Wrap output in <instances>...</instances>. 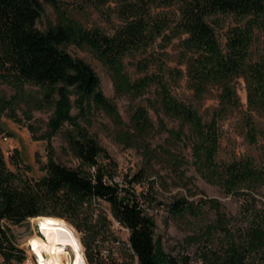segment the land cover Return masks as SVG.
Returning a JSON list of instances; mask_svg holds the SVG:
<instances>
[{
    "label": "trees",
    "instance_id": "trees-1",
    "mask_svg": "<svg viewBox=\"0 0 264 264\" xmlns=\"http://www.w3.org/2000/svg\"><path fill=\"white\" fill-rule=\"evenodd\" d=\"M80 1L116 16L118 24L112 33L96 29L80 34L82 42L116 71L134 51H146L159 39L166 43L180 40L186 76L196 99L203 100L213 89L220 92L212 118L206 121L196 106L175 98L158 76L144 82H156L164 111L189 125L187 137L193 156L206 177L229 191L264 181V169L258 168L251 158L223 165L217 161L219 123L241 105L237 81L242 79L246 84L249 109L246 124L253 142L256 127L252 112L264 115V54L254 58L252 51L256 30H264V0ZM41 17L38 0H0V77L13 76L48 89L57 88L60 102L55 124L70 119L66 87H75L94 103L108 107L93 68L62 48L72 39V31L62 27L43 31L37 26ZM231 18L236 23L227 26L223 45L218 28L224 29L226 20ZM135 118L140 133L152 127L144 110L140 109ZM70 143L77 158L89 169L70 168L51 160L46 174L33 180L9 171L0 158L2 264H26L27 259L26 251L15 243L4 223L18 226L32 218L54 216L68 220L80 232L91 233L94 227L86 209L95 200L109 203L115 219L130 231V245L139 264H189L188 258L180 262L159 253L156 222L147 212L145 202L130 188L140 183L143 175L133 177L129 186L122 185L101 164V148L95 139L79 130L71 135ZM170 209L177 215L194 206L179 199ZM248 220L238 239L226 230L225 245L201 252V264H264V210ZM87 247L89 264H107L100 250Z\"/></svg>",
    "mask_w": 264,
    "mask_h": 264
},
{
    "label": "rangeland",
    "instance_id": "rangeland-1",
    "mask_svg": "<svg viewBox=\"0 0 264 264\" xmlns=\"http://www.w3.org/2000/svg\"><path fill=\"white\" fill-rule=\"evenodd\" d=\"M38 1L42 7L38 28L48 31L62 27L72 31V39L62 48L93 68L109 106H99L77 88L66 87L70 119L55 124L60 102L57 88L48 89L13 76L0 77V158L7 169L33 180L46 174L51 160L70 168L89 169L77 158L70 143L71 135L83 130L97 141L101 164L120 184L129 186L133 177L143 175L142 181L130 188L145 202L147 212L156 222L155 238L162 256L180 262L188 258L189 264H201V252L226 244V230L238 239L248 218L264 210V181L229 191L223 184L206 177L193 156L187 137L189 125L164 111L156 82H144L158 76L175 98L196 106L206 121L212 118L220 92L213 89L203 100L196 99L186 76L180 40L166 43L159 39L146 51H134L116 71L80 37L84 30L112 33L118 24L115 15L80 0ZM230 23L236 22L227 19L225 28H218L223 45ZM252 51L254 58L264 54V30H256ZM236 86L241 105L219 123L217 161L223 165L251 158L258 168L264 169V115L252 112L256 127L253 142L246 124L249 113L246 84L241 79ZM140 109L152 125L143 133L136 128L135 117ZM179 199L188 200L194 209L183 214L172 213L171 204ZM86 212L94 227L91 233L80 232L68 220L54 216L32 218L18 226L4 225L9 227L15 243L26 251L32 264L40 261L31 240L36 238L39 244L47 246L38 222L41 217L71 226L87 264L88 245L102 254L105 252L107 264H139L130 245V231L115 219L109 203L95 200ZM67 251L69 262L74 261L73 247L68 246Z\"/></svg>",
    "mask_w": 264,
    "mask_h": 264
},
{
    "label": "bare ground",
    "instance_id": "bare-ground-1",
    "mask_svg": "<svg viewBox=\"0 0 264 264\" xmlns=\"http://www.w3.org/2000/svg\"><path fill=\"white\" fill-rule=\"evenodd\" d=\"M38 222L46 237L47 246L39 244L36 238L30 244L41 264H87L78 236L71 226L64 221L45 217L39 218ZM68 246H72L76 254L72 262L68 259Z\"/></svg>",
    "mask_w": 264,
    "mask_h": 264
},
{
    "label": "built area",
    "instance_id": "built-area-1",
    "mask_svg": "<svg viewBox=\"0 0 264 264\" xmlns=\"http://www.w3.org/2000/svg\"><path fill=\"white\" fill-rule=\"evenodd\" d=\"M105 252H103V254L102 255H104V256H106V254H104ZM26 264H32L31 262H29V260L27 259L26 260V262H25ZM39 264H41L40 262H39Z\"/></svg>",
    "mask_w": 264,
    "mask_h": 264
}]
</instances>
